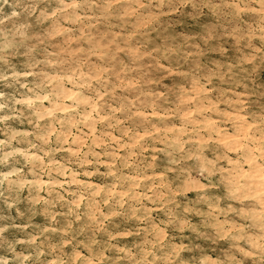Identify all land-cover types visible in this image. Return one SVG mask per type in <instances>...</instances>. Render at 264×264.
<instances>
[{"label": "clouds", "instance_id": "1", "mask_svg": "<svg viewBox=\"0 0 264 264\" xmlns=\"http://www.w3.org/2000/svg\"><path fill=\"white\" fill-rule=\"evenodd\" d=\"M0 264H264V0H0Z\"/></svg>", "mask_w": 264, "mask_h": 264}]
</instances>
